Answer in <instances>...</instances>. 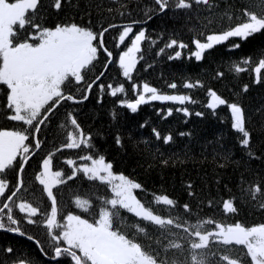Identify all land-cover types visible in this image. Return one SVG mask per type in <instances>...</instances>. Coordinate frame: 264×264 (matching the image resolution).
I'll list each match as a JSON object with an SVG mask.
<instances>
[{"label":"snow or ice","instance_id":"snow-or-ice-1","mask_svg":"<svg viewBox=\"0 0 264 264\" xmlns=\"http://www.w3.org/2000/svg\"><path fill=\"white\" fill-rule=\"evenodd\" d=\"M114 2L115 7L104 8L94 0H88L85 7L79 0L76 3L73 0H48L47 5L44 0H0V95L4 97L0 100V109L7 119L17 122L13 127L0 126V230L35 240L40 251L52 257L53 264H212L214 257H219L217 264H244V256L250 258V264H264V222L246 225L235 218L229 222L211 216L198 218V212H194L188 202L180 204L166 193H155L154 202L166 206L169 214L146 206L136 192L144 185L123 172L114 171L112 161L106 160L104 154H96L99 151L93 143L96 137L92 131L84 129L78 110L95 91L97 105L103 102L106 94L115 99L116 105L126 106L132 112H136L142 103L151 101L179 102L182 106L177 110L185 117L190 116L192 109L183 105L192 102L193 98L186 92L164 91L150 82L141 81L131 83V89L136 93L134 99L120 98L117 94L125 91V85L113 84L111 80L103 82L104 70L111 64L118 65V77L133 81L138 61L144 58L142 42L148 40L155 45L167 31L161 29L155 39L148 35L147 23L154 16L179 13L186 21H197L190 25L193 32L190 43L194 47L190 48L184 39L169 35L164 45L157 48V56L172 49L168 59H178L182 58V50H187L188 57L201 61L207 51L224 42L230 49H238L242 42L255 35H264V0H249V3L238 5L225 0L223 8L219 0H150V3L138 5L130 0ZM66 10L87 16V20L61 16L60 13ZM93 10L98 21L93 19ZM105 12L111 14L115 22L109 23ZM134 14L143 18L125 19ZM45 15L56 19L46 20ZM136 28L138 30L134 31ZM113 29H118V37L114 40L117 50L134 32L130 43L118 51V57L105 40L107 32ZM100 59L104 70H96L90 78L89 73ZM251 60L247 56L240 58L245 66ZM241 62H233L231 68L242 72ZM150 67L144 64L145 69ZM261 69H264V53L252 67L256 74L253 84L264 82ZM223 75L222 71L215 73L217 77ZM182 83L187 89L205 86L199 78H186ZM168 87L176 89V80L173 79ZM249 88V83H244L240 91L246 93ZM206 94V107L213 110V115L219 105H225L230 113V128L236 131L245 158L241 163L264 161V152L253 147L243 101L228 100L212 86H207ZM61 108H67V111L61 114ZM156 111L162 110L157 108ZM173 111V107H168L162 115L167 116ZM257 111H264V108ZM195 114L205 116L200 110ZM111 115L118 118L115 109ZM54 118L58 121L57 131L65 139L37 163L33 183L41 186L47 202L35 204L23 195L27 193L36 199L35 191L26 184L23 173L29 158L38 154L44 143L39 135L42 131L47 132L43 125L51 126ZM152 132L156 140L162 139L164 144L173 140L170 132L162 135L155 127ZM179 135L191 136L193 133L181 131ZM115 144L123 146L119 132ZM81 146L86 149L83 155L75 159L71 155L62 157L70 166L67 170L54 164L53 153L61 149L79 150ZM216 155L213 149V156ZM76 159L80 162L76 163ZM227 159L228 155H224L223 160L217 161V166L224 167ZM160 163L166 165L168 160L161 159ZM10 172L15 174L14 182L7 178ZM73 178L82 183L101 182L108 191L97 195L95 202L72 194L67 207H63L56 188L72 184ZM186 184L188 195L192 196L193 182L188 180ZM245 192L256 199L258 195H264V185L250 183L242 196ZM207 204L211 206L213 201L208 200ZM219 207L225 216L239 211L235 197H224ZM260 208L264 210V204ZM179 209H183L184 214ZM24 222L42 228L47 249L40 239L26 231L22 226ZM213 242L218 248H214ZM236 246H243L246 253L240 250L239 256L234 255ZM12 251L11 246L5 249L9 254ZM11 264H33V261L21 256L13 258Z\"/></svg>","mask_w":264,"mask_h":264},{"label":"trees","instance_id":"trees-1","mask_svg":"<svg viewBox=\"0 0 264 264\" xmlns=\"http://www.w3.org/2000/svg\"><path fill=\"white\" fill-rule=\"evenodd\" d=\"M82 7H85L88 0H79ZM96 4L102 5L104 8L109 6L115 7L114 0H94ZM134 5L150 3V0H130ZM233 5L249 3V0H227ZM48 0H44L47 5ZM76 3V0H73ZM221 8L225 4V0H219ZM65 18H74L76 20H87V16L81 17L78 12L75 14L67 10L60 13ZM142 15L134 14L125 19H142ZM45 19L55 20L53 16L49 18L45 15ZM93 19L98 21L95 10H93ZM105 19L109 23L115 22L111 14L105 12ZM119 15H116V20ZM194 20H185L182 14L154 16L147 23L146 31L148 35L155 37L159 35L161 29H166V34L156 42L155 45L150 41L142 42L143 60L138 61L137 70L134 71L133 81L117 75L118 65L111 64L108 69H103L102 59L98 60L93 72L89 73L90 78L96 70H104L106 75L103 82L109 80L115 83H123L125 91L118 93L117 96L123 98L134 99L136 93L131 89V83L147 81L157 88L164 91H183L192 96V102H185L183 106L192 109V114L188 117L177 109L182 105L179 102H160L151 101L142 103L138 106L136 112L128 110L126 106L115 104V99L110 95H105L101 104H96V92L93 91L89 99L79 105L80 121L86 131H92L96 137L93 143L99 151L96 154H104L106 160L113 162V170L123 172L129 178H134L144 188L136 190L137 195L146 206H151L157 212L169 214L166 206L159 205L154 202V194H169L177 199L180 204L188 202L194 212H198V218L211 216L225 222L232 221L234 218L239 219L246 225L252 223L264 222V210L260 205L264 204V195H258L256 199H252L246 192L242 196V192L249 187L250 183L259 182L264 185V161L253 160L251 163L244 162V154L242 146L238 144L236 139V131L230 128V113L225 105H219L218 111L213 115V110L206 107L207 102V86L214 87L218 93L222 94L228 100H242L247 115V127L251 131L253 147L258 151L264 152V111L258 112L257 109L264 108V82L253 84L255 73L252 71L255 62H258L259 55L264 53V35H255L251 40L242 42L238 49H230L227 42L217 45L213 50L206 52L201 61H196L187 55V50H182V58L168 59L172 49H166L164 54L156 55L158 47H162L169 35L175 38L184 39L189 47L193 32L190 31V25ZM144 26V25H140ZM214 27V26H213ZM138 30V28L134 29ZM133 33L126 37V43L119 47L115 45L114 40L118 37V29L109 30L105 36L107 46L114 51V55L118 57V51L123 50L130 43V37ZM176 46H173L175 48ZM251 57L249 65L245 66L240 61L241 57ZM155 60V64L152 61ZM233 62H241L242 72H235L231 68ZM144 64L151 65L145 69ZM217 71L224 72L223 77L215 76ZM264 74V69H261ZM196 78L204 81V87L185 88L183 79ZM177 82L176 89L168 87L172 80ZM244 83H249L250 88L246 93H241L240 89ZM4 99L0 95V100ZM70 103V102H69ZM168 107H173L174 111L163 116L162 112ZM159 108L162 111L157 112ZM113 109L116 110L118 118L114 119L111 115ZM197 110L204 111L205 116L200 117L195 114ZM67 111V108H61L60 113ZM144 127H140L141 124ZM0 126L13 127L17 126V122L7 119L6 114L0 109ZM47 130L42 131L39 135L44 141L38 154L34 153L29 158V163L24 171V179L26 184L34 189L36 199L27 193H23L26 198L35 204L41 201L47 202L46 194H42L41 186L33 183V173L36 170L38 161L47 152L52 151L54 147L58 148L60 142H64V136L57 131L58 121L54 118L51 126L43 125ZM155 127L161 134L172 133L173 140L164 144L163 140H156L152 128ZM181 131H191V136H180ZM119 132L123 140V146L115 144L116 133ZM101 133H103L101 135ZM213 149L217 155L213 156ZM84 146L81 149L68 150L61 149L59 152L53 153L54 164L67 170L70 166L62 157L71 155L79 157L85 152ZM228 155L224 167H218L217 161L223 160V156ZM161 159H167L168 163L162 165ZM80 161L76 159V163ZM219 177V180L216 178ZM243 177V180H242ZM14 182L15 174L10 172L8 177ZM193 182V195H188L186 182ZM107 188L101 182L91 184L82 183L81 180L73 178L72 184H66L64 187L57 186L56 192L59 202L63 207H67L69 198L72 194H80L86 198L96 201L97 195L107 192ZM224 197H235V203L239 211L235 214L225 216L219 207ZM208 200H212L213 204L209 206ZM50 206V202H48ZM18 212V210H16ZM181 214L183 209H179ZM171 214L175 215V212ZM191 215V214H189ZM126 218L127 215H126ZM26 231L35 235L40 239L45 249H47V238L42 228L35 225H28L24 222L22 225ZM207 227H211L208 225ZM214 248H218L213 242ZM11 246L13 251L9 254L5 252L7 247ZM223 250V249H218ZM240 250L246 253L243 246H236L234 255L239 256ZM28 258L33 264H53L51 256H45L40 251L35 240L29 239L17 233L7 230H0V264H11V260L15 257ZM219 257L212 258V264H217ZM244 264H250V258L243 257ZM226 264V262H225Z\"/></svg>","mask_w":264,"mask_h":264}]
</instances>
